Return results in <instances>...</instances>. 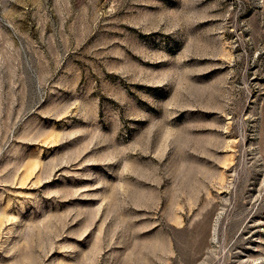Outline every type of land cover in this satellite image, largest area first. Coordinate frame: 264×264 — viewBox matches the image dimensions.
<instances>
[{"label": "rangeland", "instance_id": "1", "mask_svg": "<svg viewBox=\"0 0 264 264\" xmlns=\"http://www.w3.org/2000/svg\"><path fill=\"white\" fill-rule=\"evenodd\" d=\"M0 264H264V0H0Z\"/></svg>", "mask_w": 264, "mask_h": 264}]
</instances>
